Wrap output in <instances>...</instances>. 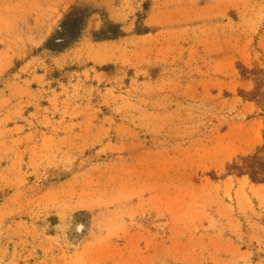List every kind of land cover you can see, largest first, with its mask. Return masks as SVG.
<instances>
[{
  "label": "rangeland",
  "instance_id": "1",
  "mask_svg": "<svg viewBox=\"0 0 264 264\" xmlns=\"http://www.w3.org/2000/svg\"><path fill=\"white\" fill-rule=\"evenodd\" d=\"M0 264H264V0H0Z\"/></svg>",
  "mask_w": 264,
  "mask_h": 264
}]
</instances>
